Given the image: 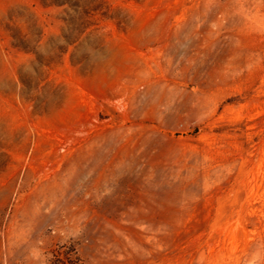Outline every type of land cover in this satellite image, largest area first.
<instances>
[{"label":"rangeland","instance_id":"obj_1","mask_svg":"<svg viewBox=\"0 0 264 264\" xmlns=\"http://www.w3.org/2000/svg\"><path fill=\"white\" fill-rule=\"evenodd\" d=\"M264 264V0H0V264Z\"/></svg>","mask_w":264,"mask_h":264},{"label":"trees","instance_id":"obj_2","mask_svg":"<svg viewBox=\"0 0 264 264\" xmlns=\"http://www.w3.org/2000/svg\"><path fill=\"white\" fill-rule=\"evenodd\" d=\"M75 249H68L64 252L54 254L51 258L50 264H75Z\"/></svg>","mask_w":264,"mask_h":264}]
</instances>
